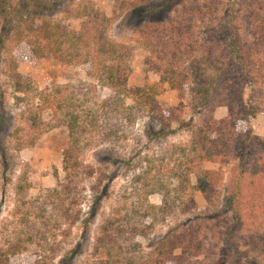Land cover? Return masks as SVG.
Segmentation results:
<instances>
[{
  "label": "trees",
  "instance_id": "1",
  "mask_svg": "<svg viewBox=\"0 0 264 264\" xmlns=\"http://www.w3.org/2000/svg\"><path fill=\"white\" fill-rule=\"evenodd\" d=\"M66 3L69 0H0V15L3 19L0 47L11 37V33L18 30L19 24L25 23L29 30L32 25L41 28L39 23L53 16ZM181 3L183 0H124L121 6L125 12L120 24L123 29H139L147 25L157 42L162 44L167 34L181 39L187 34L192 39L194 26L199 25V36L193 42L197 44L199 51L207 54V58L192 59L189 62L190 68H185L188 71L186 74H180L169 61L165 64L154 63V68L160 73V81L130 87L127 85L125 64L106 60L109 53L113 55L116 51L112 45L109 46L111 42L102 39L103 33H99L96 48L87 54L68 46V43L65 49L68 57L83 59L88 75L114 91L112 96L99 101L96 108L79 110L66 97H57L62 90L60 86L55 89L46 86L30 94L27 90L28 81L20 73H12L14 90L19 93L15 96L16 102L24 105L30 124L35 126L37 121H41V111L46 107L45 104L53 105L56 111L62 113V122L67 127L71 142L75 144L78 143L79 134L98 127L100 117L105 120L111 113L119 112L117 106H124L127 118L135 111L158 120L161 126L157 131L147 132L149 138L160 139L174 133L171 117L165 115L156 99L158 84L162 82L178 89L180 94L183 91L190 92L195 104L202 108L213 111L216 107L224 106L227 110V116L221 120H215L209 112L199 124L192 127L189 142L176 146L184 158V165L182 162L179 167L170 168V175L166 179L159 177L158 173L150 175L155 165L142 174L132 176L130 189L143 199L140 207L126 206L127 197L123 192L121 198L125 204L118 205L113 216L101 223L100 235L91 245L93 252H103L104 264H165L167 259L170 264L182 262L185 253L190 252L191 235L195 232L191 229L192 226L169 229L157 242L152 255L149 253L147 257L137 255L139 244L134 237L147 235V229L151 225H144L145 219L169 214L174 210L177 200L190 192L193 185L189 173L194 165L197 169L203 161L212 162L227 155L234 159V163L218 213L226 216L221 224L223 227L219 230L223 245L218 259L209 264H227L229 258L226 256L234 258L232 261L235 264H255L256 255L264 252V230L256 229V232L247 236L238 234L245 214L243 206L255 211L257 198L262 199L260 205L264 206V139L251 132L236 131L235 128L244 115L253 116L264 111V76L261 81L258 80V73L254 71L257 68L256 61L252 58L258 52L257 46L264 44V7L260 0H188L183 13L172 14L175 6ZM47 28L45 34L51 31V27ZM75 37L81 38V35L76 34ZM56 42L59 43H56L54 50L63 51L62 42ZM33 49L37 51L39 47ZM220 55L223 56L222 61L219 59ZM128 94L134 98V104L123 105V98ZM112 106L114 109H111ZM6 126L8 117L5 95L0 85V163L3 174L11 169L3 142ZM16 134V130L10 133L14 137ZM28 144L24 140L18 141L15 149L20 150ZM74 152L73 145L63 150V177L59 178L55 171V186L36 195L29 194L31 186L21 175L22 178L15 185L16 198L11 221L6 223L8 226L3 224L1 230L6 237L0 244V264H11L12 257L26 252L32 245L36 247L32 254L33 264H72L74 257L83 252L80 243L88 241L85 238L74 243L55 261L60 246L59 242H55L56 232L60 230L63 238H66L71 227L80 220L86 233L85 229L99 208L100 197L95 196L88 214L81 219L78 207L80 202L74 193L73 184L80 163ZM106 158L116 162L111 156ZM168 178H174L175 183H166ZM217 179L212 171L198 170L195 186L207 203L213 201ZM144 181L148 185L140 189ZM138 184L140 185L136 187ZM152 191L159 195V205L148 202L147 196ZM189 200L193 204V199ZM187 208L188 204L183 203L181 210L185 212ZM10 225L14 227L13 230L5 232ZM177 248L181 252L174 254ZM194 248L199 249V243Z\"/></svg>",
  "mask_w": 264,
  "mask_h": 264
},
{
  "label": "rangeland",
  "instance_id": "2",
  "mask_svg": "<svg viewBox=\"0 0 264 264\" xmlns=\"http://www.w3.org/2000/svg\"><path fill=\"white\" fill-rule=\"evenodd\" d=\"M123 1L69 0V3L61 5L58 12L46 18V21L38 22L41 28L32 25V29L29 30L25 23L19 24L18 30L11 33V37L0 47V85L5 95V111L8 117L3 142L11 165V169L3 174L0 163V244L6 237V234L1 232L2 226L3 224L8 226L6 223L11 221L16 198L15 185L22 178L21 175L31 186L30 195H36L48 187L55 186L57 178L54 172H57L59 178L64 174L61 166L63 150L73 145L75 158L80 163L73 184L74 193L80 202L78 207L81 219L88 214L95 196L100 197V202L94 218L85 229L86 233L80 220L71 227L66 238H63L60 230L56 232L55 242H59L60 246L55 261L74 243L85 238L88 241L80 243L83 252L74 257L72 264H104L103 252L100 254L93 252L91 245L100 235L101 223L113 216V211L118 205L125 204L121 198L123 192L127 197L126 206L140 207L143 199L136 191L130 189L132 176L142 174L155 165L150 175L158 173L159 177L166 179L170 175V168L179 167L182 162L184 165V158L176 146L189 142L192 127L199 124L209 112L215 120L227 116L224 106L216 107L213 111L202 108L195 104L190 92L183 91V94H180L178 89L172 88L167 82H162L158 84L159 92L156 99L165 115L171 117V128L175 129V132L160 139L149 138L146 135L147 132L160 128L158 120L142 116L135 111L127 118L124 106H117L119 112L111 113L105 120L100 117L96 129L86 130L78 135L77 144L71 142L67 127L62 122L64 120L62 113L56 111L53 105L45 104L46 107L41 111V121L36 120L35 126L30 124L26 118L24 105L16 102L15 96L19 93L14 90L15 81L12 77L14 72L20 73L28 81L27 90L30 94L46 86L52 89L60 86L61 93L56 96L66 97L68 102L69 100L73 102L79 110L87 107L96 108L99 101L114 93L112 89L101 85L87 74L82 58L68 57L65 51L67 43L68 46L87 54L96 48L99 33H103L102 39L111 42L109 46L112 45L116 51L113 55L109 53L106 60L125 64L128 74L127 85L130 87L158 83L160 73L154 68V63L165 64L169 61L180 74H186L188 71H185V68H190L189 62L192 59L207 58V54L199 51L197 44L193 42L199 36L201 29L199 25L194 26L192 39L187 34H184L182 39L167 34L163 44L157 42L156 36L150 32L147 25L139 29H123L120 24L125 12L121 6ZM260 2L264 7V0ZM187 4L188 0H183V3L175 6L172 14L183 13ZM47 27H51V31L45 34ZM2 30L3 19L0 15V35ZM76 34H80L81 38H76ZM56 40L62 42L63 51L54 50L57 47L56 43H59ZM36 46L39 47L37 51L33 49ZM257 48L258 52L254 53L252 58L255 59L257 67L254 71L258 73V80L261 81L264 76V44L258 45ZM219 59L222 61L223 56L220 55ZM262 87L264 88V81ZM126 103L134 104V98L132 99L129 94L123 98V105ZM235 128L236 131L251 132L264 139V111L253 116L244 115ZM14 130L17 132L15 137L10 135ZM22 140L28 142V146L16 150L15 145ZM110 156L115 158L116 162L106 158ZM233 163L234 159L227 155L212 162L203 161L197 169L194 165L189 173L193 187L189 193L183 194L177 200L174 210L169 214H161V217L157 215L143 221L144 225L151 226L147 229V235L134 237L139 244L137 255L143 257L149 256V253L152 255L157 242L169 229L186 228L190 225L195 231L191 235L192 243L188 249L190 252L187 251L185 259L178 264H209L218 259L223 245L219 230L222 229L221 224L226 217L218 213ZM201 169L212 171L214 177L218 178L215 185L216 193L211 203L204 200L195 186L198 170ZM173 179L168 178L166 183L174 184L176 180ZM145 185L148 184L144 181L140 189ZM191 198L193 204H190ZM147 199L149 203L155 205L161 203L159 195L154 191L148 194ZM261 202L262 199L255 200L256 210L253 212L243 206L242 211L245 214L242 217L239 235L247 236L257 230H264V206L260 205ZM183 203L188 204L185 212L181 210ZM13 228L10 225L5 232L10 233ZM197 243L200 248L195 250L194 246ZM34 250L35 246H29L26 252L12 257L11 264H33ZM180 252V248L174 250V254ZM256 256L255 264H264V252ZM226 257L229 258L227 264H235L232 261L234 258ZM164 262L170 264L168 259Z\"/></svg>",
  "mask_w": 264,
  "mask_h": 264
}]
</instances>
